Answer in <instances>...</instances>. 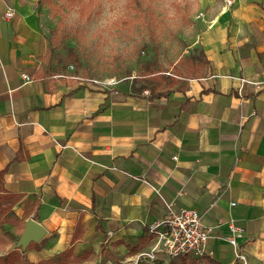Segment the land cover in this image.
<instances>
[{"label": "crops", "instance_id": "1", "mask_svg": "<svg viewBox=\"0 0 264 264\" xmlns=\"http://www.w3.org/2000/svg\"><path fill=\"white\" fill-rule=\"evenodd\" d=\"M204 4L196 73L171 74L176 87L156 95L45 75L38 11L0 0V191L13 203L0 255L133 262L152 246L148 226L188 207L212 227L205 256L235 259L233 222L249 263L264 264V0ZM31 218L41 247H17Z\"/></svg>", "mask_w": 264, "mask_h": 264}, {"label": "rangeland", "instance_id": "2", "mask_svg": "<svg viewBox=\"0 0 264 264\" xmlns=\"http://www.w3.org/2000/svg\"><path fill=\"white\" fill-rule=\"evenodd\" d=\"M24 1L30 2L40 15L42 32L47 42L42 68L54 65L60 73L69 75L71 80L100 86L130 84L135 76L148 68L168 74L196 73L188 66V62L194 56H199L194 50V44L198 43L200 32L205 29L206 20L210 16V9L204 4L206 0H157L158 6L154 5L152 11L156 32L127 57H118L112 65L101 66L99 62L93 63L80 51L78 30L73 26L70 15L77 12L82 15L90 14L97 0ZM220 1L228 4L227 0ZM131 3L135 10L142 13V6L148 0H131ZM69 48H74L80 55L82 65L79 68L71 63L67 67L63 66L61 59ZM174 78L178 81V77ZM183 258H172L164 252H157L155 257L142 255L133 262L121 264H137L138 261L142 264H181Z\"/></svg>", "mask_w": 264, "mask_h": 264}, {"label": "clouds", "instance_id": "3", "mask_svg": "<svg viewBox=\"0 0 264 264\" xmlns=\"http://www.w3.org/2000/svg\"><path fill=\"white\" fill-rule=\"evenodd\" d=\"M154 5L158 6L157 0H148L141 13L131 0H97L90 14H70L78 30L80 51L101 66L127 57L156 32L152 19Z\"/></svg>", "mask_w": 264, "mask_h": 264}, {"label": "built area", "instance_id": "4", "mask_svg": "<svg viewBox=\"0 0 264 264\" xmlns=\"http://www.w3.org/2000/svg\"><path fill=\"white\" fill-rule=\"evenodd\" d=\"M228 4L234 0H227ZM13 11L6 13L7 17L12 16ZM29 80L30 76L24 74ZM236 202H232L235 204ZM171 208V204H170ZM231 235L229 241L237 247L235 259L230 264H250L247 254L236 239V235L242 227L231 222ZM212 227L207 226L203 221V215L195 208L181 207L179 210H170V213L163 219L157 220L148 226V232L152 236V246L142 255L155 257L157 252H164L172 258L184 256L206 255V245L211 236ZM107 264H113L108 261Z\"/></svg>", "mask_w": 264, "mask_h": 264}, {"label": "trees", "instance_id": "5", "mask_svg": "<svg viewBox=\"0 0 264 264\" xmlns=\"http://www.w3.org/2000/svg\"><path fill=\"white\" fill-rule=\"evenodd\" d=\"M64 63L63 66L67 67L68 64H73L77 68L82 65V60L80 55L74 50V48H69L66 55L61 59ZM45 75L59 73L58 69L54 65L48 66L44 70ZM140 82V84H138ZM142 82V83H141ZM177 81L173 75L165 73L161 70H155L148 68L145 72L140 73L138 76H135L132 80V86L136 89L143 90L144 88H149L152 94H163L170 89L176 87ZM138 85V86H137ZM2 187L0 179V188ZM9 201V202H8ZM13 203L10 201L8 195L5 192L0 191V218L5 213H11ZM39 242L31 241L26 249L40 248ZM70 253L66 252L63 254L65 257L64 261H61L59 264H71L66 258ZM206 258L212 264H221L208 256H184V260L181 261V264H203V259ZM74 260H78L79 256L73 255ZM52 260L32 262L25 253L18 251L15 248L12 251L0 255V264H53ZM138 264L142 262L138 261Z\"/></svg>", "mask_w": 264, "mask_h": 264}, {"label": "water", "instance_id": "6", "mask_svg": "<svg viewBox=\"0 0 264 264\" xmlns=\"http://www.w3.org/2000/svg\"><path fill=\"white\" fill-rule=\"evenodd\" d=\"M46 234L45 227L37 220L31 218L16 243V246L26 248L31 241H40Z\"/></svg>", "mask_w": 264, "mask_h": 264}]
</instances>
